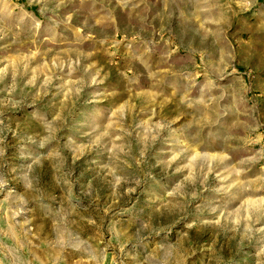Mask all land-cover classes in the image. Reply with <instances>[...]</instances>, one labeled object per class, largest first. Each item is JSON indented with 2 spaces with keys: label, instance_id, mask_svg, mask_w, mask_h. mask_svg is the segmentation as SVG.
Listing matches in <instances>:
<instances>
[{
  "label": "rangeland",
  "instance_id": "obj_1",
  "mask_svg": "<svg viewBox=\"0 0 264 264\" xmlns=\"http://www.w3.org/2000/svg\"><path fill=\"white\" fill-rule=\"evenodd\" d=\"M0 264H264V0H0Z\"/></svg>",
  "mask_w": 264,
  "mask_h": 264
}]
</instances>
